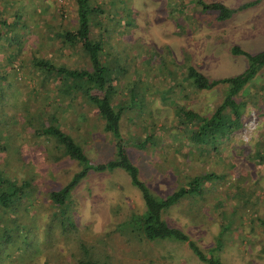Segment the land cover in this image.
Listing matches in <instances>:
<instances>
[{
  "label": "rangeland",
  "instance_id": "1",
  "mask_svg": "<svg viewBox=\"0 0 264 264\" xmlns=\"http://www.w3.org/2000/svg\"><path fill=\"white\" fill-rule=\"evenodd\" d=\"M197 1L205 0H88L103 10L91 35L101 36L111 88L88 94H106L120 109L114 136L102 129L81 87L58 90L67 79L35 63L88 69L84 53L60 37L75 26L76 1L0 0L6 22L0 28V177L26 182L11 206H0V264H76L86 256L97 264H207L186 242L148 240L136 222H125L143 202L120 168L88 170L61 210L53 205L48 192L78 164L52 136L37 132L48 124L70 134L89 164L114 157L122 145L158 196L183 176L211 172L162 218L223 264H264V67L235 96L243 101L241 125L230 134L207 144L191 141L195 124L178 115L183 109L208 115L225 91L220 83L190 86L186 65L207 77L232 75L246 60L230 45L248 53L264 48V0L223 19ZM219 1L230 7L246 0Z\"/></svg>",
  "mask_w": 264,
  "mask_h": 264
},
{
  "label": "trees",
  "instance_id": "2",
  "mask_svg": "<svg viewBox=\"0 0 264 264\" xmlns=\"http://www.w3.org/2000/svg\"><path fill=\"white\" fill-rule=\"evenodd\" d=\"M75 1V26L72 29L63 30L60 37L63 43L74 45L84 53L88 69L83 67L65 68L63 66H56L41 58L35 60V63L41 66L43 70L56 74L59 79L60 77L67 79L59 81L58 90L64 91L65 89L69 90L70 88L81 87L82 93L86 95H83L86 101L94 106L98 117L101 119L102 129L113 132L115 136L117 135L120 109L112 106L110 96H105L108 90L111 91L110 86L106 84L108 81L106 80V73L109 68L100 61V55L102 54L101 36L99 34L95 36L91 35L92 21L95 15L103 10L99 5L89 4L88 0ZM258 1L260 0H246L237 6L230 7L224 5L219 0H205L201 3L197 1V3L200 4L202 9H215L216 18L223 19L229 17L236 10L246 8ZM4 20L3 15L0 14V28L5 26L6 22ZM229 50L242 54L246 60L245 67L236 74L207 77L196 70L191 64L186 65L184 68L183 77L188 81L190 86L196 89H208L217 83L225 85V91L221 95V99L218 100L208 115L197 114L187 109L180 110L181 112L178 115H181L184 119H188L191 126L195 124V130L192 129L188 136L191 141H199L202 144H207V142L215 140L217 135L230 134L241 125L239 120L241 108L239 109V106H242L243 101L236 100L235 96L243 85L249 82L260 68L264 67V48L253 53H248L240 49L237 45L232 44L229 46ZM103 87H105L106 94H103L102 97L88 94L92 88L101 90ZM37 132L52 136L56 143H59L61 154L75 160L78 164V169L63 184L48 192L50 201L57 208L61 210V206L65 205V200L74 185L88 170L102 171L120 168L125 171L130 183L139 191L143 202V210L140 213L130 214L125 222H136L135 230L145 239L151 240L153 238L171 237L186 242L187 246L196 256L206 261L207 264H223L219 259L211 255H206L202 248L194 240L190 239L185 232L178 227L168 225L162 218V212L164 210L185 195H190L196 191L199 184L203 181V178L207 180L208 177L214 174L204 172L190 175L187 178L183 176L182 184L178 185L172 191L158 196L140 177L138 167L130 160L128 153L122 145L117 146L114 157L104 162L89 164L82 146L70 134L57 125L48 124L41 127ZM143 144H140V146ZM200 148L203 151L206 149L203 146ZM210 149L213 151L218 150V146ZM25 184L26 182L23 180L17 185V183L0 177V206H11L12 196L17 191H22L21 189ZM218 247L216 244L214 248ZM76 264H97V262L86 256L77 259Z\"/></svg>",
  "mask_w": 264,
  "mask_h": 264
},
{
  "label": "crops",
  "instance_id": "3",
  "mask_svg": "<svg viewBox=\"0 0 264 264\" xmlns=\"http://www.w3.org/2000/svg\"><path fill=\"white\" fill-rule=\"evenodd\" d=\"M103 264H105V263H103Z\"/></svg>",
  "mask_w": 264,
  "mask_h": 264
}]
</instances>
